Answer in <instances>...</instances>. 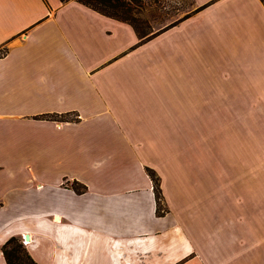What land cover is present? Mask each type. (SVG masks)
<instances>
[{
    "label": "crops",
    "instance_id": "crops-1",
    "mask_svg": "<svg viewBox=\"0 0 264 264\" xmlns=\"http://www.w3.org/2000/svg\"><path fill=\"white\" fill-rule=\"evenodd\" d=\"M191 4L138 44L74 1L0 0V264L25 234L35 264H264V6Z\"/></svg>",
    "mask_w": 264,
    "mask_h": 264
},
{
    "label": "trees",
    "instance_id": "trees-1",
    "mask_svg": "<svg viewBox=\"0 0 264 264\" xmlns=\"http://www.w3.org/2000/svg\"><path fill=\"white\" fill-rule=\"evenodd\" d=\"M61 3L67 2V1H74L78 4H81L83 6H86V8L103 14V16H106L111 19L118 20L122 23H126L130 25L134 32L136 33L137 39L139 40L138 44H141L147 40H149L151 37L156 36L161 31L155 33L152 31L148 32H141L138 29L137 23V14L139 13L138 10L141 8L140 0H59ZM263 3L264 6V0H260ZM201 7H198L194 9L193 11L185 12L184 15L175 20L174 22H171L168 27H173L180 21L188 18L191 14L197 12ZM164 30V29H163ZM149 178L151 179L152 185H153V194L155 197L156 202V213L160 214V211H163V208L161 207L160 203V188L158 184V178L155 176V173L151 171V169H146ZM73 191L76 193H82L83 190H85V187L81 186L80 184L73 183L71 185ZM1 252L3 255V259L6 264H35L28 255V252L26 251L25 247L20 243V240L16 237H10L8 240L4 242V244L1 247Z\"/></svg>",
    "mask_w": 264,
    "mask_h": 264
},
{
    "label": "rangeland",
    "instance_id": "rangeland-1",
    "mask_svg": "<svg viewBox=\"0 0 264 264\" xmlns=\"http://www.w3.org/2000/svg\"><path fill=\"white\" fill-rule=\"evenodd\" d=\"M140 4H141V8L140 10H138L139 13L137 14V18H136L137 19L136 25L138 26V29L141 32L152 31L155 33L162 30V32H160L159 34L163 33L167 29L166 26H168L171 22H174L175 20L181 18L185 12H188L189 10L193 8L191 4V0H140ZM159 34H157L156 36H158ZM160 41L155 46V48L158 50V52L155 53V56L151 58L146 57L147 59H143V56H141L140 58L141 63H145V60H146L147 64L149 65L162 66L164 64L165 59L163 57V53H164L163 41L162 40ZM253 117L254 118L256 117L255 112L250 111V118H253ZM214 142L216 145L220 146L223 141L220 140L219 138H216ZM236 150L237 149L235 148V145H232V147L230 148L231 154L232 155L237 154L238 152H235ZM262 153H263L262 155L263 157L261 160L262 177H261L260 199L264 200V140L262 143ZM188 156H190V158L191 157L199 158V156L195 154L192 156L191 155H188ZM236 157L238 159L237 158L229 159L230 165H236L237 160L239 161L243 160V159H239L238 156ZM222 160L225 161L224 159L221 158V156H217L215 159V161L219 163ZM248 160L249 158L246 160L247 167H250Z\"/></svg>",
    "mask_w": 264,
    "mask_h": 264
},
{
    "label": "built area",
    "instance_id": "built-area-1",
    "mask_svg": "<svg viewBox=\"0 0 264 264\" xmlns=\"http://www.w3.org/2000/svg\"><path fill=\"white\" fill-rule=\"evenodd\" d=\"M27 242H28V241H26V240L24 239V236H22V239L20 240V243H21L23 246H25V245L27 244Z\"/></svg>",
    "mask_w": 264,
    "mask_h": 264
},
{
    "label": "water",
    "instance_id": "water-1",
    "mask_svg": "<svg viewBox=\"0 0 264 264\" xmlns=\"http://www.w3.org/2000/svg\"><path fill=\"white\" fill-rule=\"evenodd\" d=\"M24 239H25L26 241H29V237H28L27 234L24 235Z\"/></svg>",
    "mask_w": 264,
    "mask_h": 264
}]
</instances>
